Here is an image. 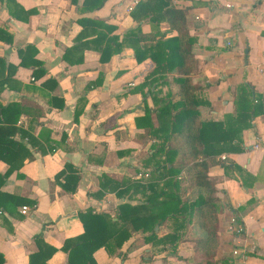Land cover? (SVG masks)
<instances>
[{
	"label": "crops",
	"instance_id": "obj_1",
	"mask_svg": "<svg viewBox=\"0 0 264 264\" xmlns=\"http://www.w3.org/2000/svg\"><path fill=\"white\" fill-rule=\"evenodd\" d=\"M6 1L0 0V79L7 77L9 86L0 91V107H16L6 111L5 121L0 113V191L8 194L0 204L2 264H30L38 235L40 246L57 249L46 264H68L61 247L83 232L79 211L113 216L120 204L137 205L149 193L143 186L160 140L150 131L159 126L161 100L177 92L178 75L158 72L151 80L152 50H144L138 62L132 46L142 51L177 32L164 20H149L150 10L140 6L147 0H106L96 9L100 0H11L15 16ZM171 5L186 10L195 61L190 77L209 102L199 106L203 118L219 121L232 112L236 85L245 82L264 92V0H172ZM85 19L113 26L110 35L118 42L130 30L141 38L123 41L120 52L101 62ZM241 138L240 151L217 155L208 169L220 205L217 255L230 264H264V114L251 120ZM6 147L16 155L9 157ZM8 160L22 165L5 177ZM66 164L78 176L73 193L60 186L63 177L55 179ZM106 179L133 187L126 192L118 185L117 191H125L118 196L102 187ZM142 236L133 233L114 254L99 248L93 258L97 264H160L165 256L167 262L166 252L155 255ZM185 242L191 253L181 257L193 264L192 242Z\"/></svg>",
	"mask_w": 264,
	"mask_h": 264
},
{
	"label": "trees",
	"instance_id": "obj_2",
	"mask_svg": "<svg viewBox=\"0 0 264 264\" xmlns=\"http://www.w3.org/2000/svg\"><path fill=\"white\" fill-rule=\"evenodd\" d=\"M105 1L100 0L94 9L101 7ZM171 1L147 0L138 5L140 4L142 10H150L151 15L146 14L150 21L158 23L161 20L166 21L177 35L165 41L159 38L154 47L149 45L141 49L142 51L137 46H132L138 62L142 60L143 56L140 54L144 50H152L149 52V58L156 65L148 74L152 77L151 80L158 72L175 70L178 75L175 78L179 85L178 90L174 95L161 100L163 104L157 113L159 126L150 131L152 136L160 140L154 147L152 156L156 160L152 164L149 181L143 186L149 193L145 194L142 202L137 205L120 204L113 216L95 212L92 208L79 211L78 218L83 226V232L75 238L66 239L61 247V250L68 254V264H97L93 258V253L97 249L104 248L109 254H114L133 233H142L144 244H150L158 252L170 251L169 254H173L181 241L192 242L193 264H230L225 256L217 255L220 245L218 234L220 205L216 196V181L210 177L208 169L217 162L215 159L217 155L241 150L242 131L251 126L253 118L264 114V92L255 91L249 83L236 85L232 91L234 106L232 112L225 114L219 121L203 118L199 106L208 105L209 102L197 94L201 87L191 81L190 75L194 70L195 61L191 51L193 38L186 26V10L176 8L171 5ZM6 5L9 13L15 16L11 9V0H7ZM85 20L93 29L94 35L91 39L94 44L99 45L97 50L100 52L101 62L120 52L123 41L127 43L129 40L139 41L141 38L136 30H130L123 35V41L118 42V36L110 35L113 26L107 25L101 19ZM2 32L0 29V33ZM163 45H167L168 49L162 48ZM23 61L22 58L21 63ZM0 70H3V65ZM162 79L164 80L163 76ZM8 83L7 77L0 79V91L3 90L4 84L9 86ZM15 107V104L0 107L2 121L6 120V111ZM145 134H149L148 129ZM2 150L8 153L9 157L16 155L9 147ZM19 151L20 149L15 150L16 153ZM28 157L31 158V155ZM8 162L5 177L22 165V162L18 164L11 160ZM73 172L72 167L66 164L55 178L59 182L63 177L65 183L59 182L60 186L72 193L78 182V176ZM2 183L3 178H0V186ZM71 183L73 185L69 188L67 184ZM118 185L124 187L126 192L133 187L132 183L112 179L102 182L104 189L114 190L116 195L121 196L125 191H117ZM186 188L190 190L188 194H184ZM7 197L8 194L0 191L1 206ZM20 202L22 204L26 200L21 199ZM162 230L165 232L161 233ZM35 239L39 247L37 252L30 255L29 263L36 264L35 259L38 261L42 259V264H46L47 259L57 249L46 243L40 246L39 243L43 241L41 235ZM132 247L133 243L127 250H131ZM165 261L164 256L161 262ZM2 263L3 256L0 254V264Z\"/></svg>",
	"mask_w": 264,
	"mask_h": 264
},
{
	"label": "rangeland",
	"instance_id": "obj_3",
	"mask_svg": "<svg viewBox=\"0 0 264 264\" xmlns=\"http://www.w3.org/2000/svg\"><path fill=\"white\" fill-rule=\"evenodd\" d=\"M184 242V243H183ZM189 246L187 245L185 241L180 242V244L177 246L176 250L171 253L168 251L166 254L168 255L167 262H161L160 264H189L185 259L183 258L185 255H189L191 251L189 250ZM185 253V254H184ZM162 252L155 253V255H161ZM181 254L184 255L181 257ZM186 257V256H185Z\"/></svg>",
	"mask_w": 264,
	"mask_h": 264
},
{
	"label": "built area",
	"instance_id": "obj_4",
	"mask_svg": "<svg viewBox=\"0 0 264 264\" xmlns=\"http://www.w3.org/2000/svg\"><path fill=\"white\" fill-rule=\"evenodd\" d=\"M26 211H27V208L24 206V207L22 208V212H23V213H26Z\"/></svg>",
	"mask_w": 264,
	"mask_h": 264
}]
</instances>
